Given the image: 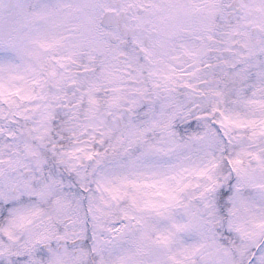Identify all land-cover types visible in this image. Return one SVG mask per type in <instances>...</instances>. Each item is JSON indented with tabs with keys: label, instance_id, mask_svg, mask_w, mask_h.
I'll return each mask as SVG.
<instances>
[{
	"label": "snow or ice",
	"instance_id": "obj_1",
	"mask_svg": "<svg viewBox=\"0 0 264 264\" xmlns=\"http://www.w3.org/2000/svg\"><path fill=\"white\" fill-rule=\"evenodd\" d=\"M0 264H264V0H0Z\"/></svg>",
	"mask_w": 264,
	"mask_h": 264
}]
</instances>
